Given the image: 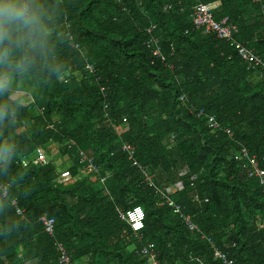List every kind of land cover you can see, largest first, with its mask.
<instances>
[{"label": "trees", "instance_id": "trees-1", "mask_svg": "<svg viewBox=\"0 0 264 264\" xmlns=\"http://www.w3.org/2000/svg\"><path fill=\"white\" fill-rule=\"evenodd\" d=\"M205 2L220 3L216 20L228 17L236 42L264 62V0ZM39 3L46 55L0 95V183L9 190L0 192V264H60L58 243L76 264H151L144 248L159 264H264V189L237 158L245 146L264 169V67L195 31L194 0ZM152 25L165 61L146 46ZM201 110L233 136L212 131ZM123 143L135 147L134 160ZM50 144L70 166L59 171L48 156L24 167ZM81 153L98 174L84 171ZM180 182L183 190L167 192ZM136 206L146 214L137 234L119 216ZM45 216L56 221L54 237Z\"/></svg>", "mask_w": 264, "mask_h": 264}, {"label": "built area", "instance_id": "built-area-1", "mask_svg": "<svg viewBox=\"0 0 264 264\" xmlns=\"http://www.w3.org/2000/svg\"><path fill=\"white\" fill-rule=\"evenodd\" d=\"M194 1L195 4L191 8V22L195 31L201 32L203 35H215L218 39L231 44V46L238 51L242 59L246 63H248L251 68L255 69L254 66L264 67V62L261 61L252 50L248 49L243 44L236 42L235 36L239 33V28L237 25L232 23L228 17L223 18L221 21L216 20L215 12L219 9L220 3H206L205 0ZM157 29L158 27L156 25H152L147 29V32L151 35V37L148 41H146V46L152 52L154 57L161 58L162 61H165V58L163 57L161 52L160 39L155 34ZM86 70L89 73V76L96 77L97 73L95 66L88 64L86 66ZM97 79L99 80L100 78ZM102 91L104 92L105 90L103 89ZM31 101L33 102L34 100L31 98ZM180 101L184 103L186 101V97L182 96L180 98ZM196 114L198 118H206L209 128L212 129V131H214L215 133H220L224 130L229 136H233V132L230 129L222 128L221 124L218 122L215 116L207 114V112H205L204 110L198 111ZM115 129L117 131V134L120 135L122 132L121 126L117 125ZM122 150L128 154L130 160H134L136 149L133 145L129 143H123ZM81 156L82 163L85 165L84 171L88 174H98L100 171V167L95 163L94 158L90 157L89 155L87 156L84 153H81ZM237 158L242 162L244 168L249 171V177L258 179L264 189V169L260 167L257 157L253 156L245 146H241V150L239 151ZM48 162L49 159L47 151L39 148L36 151L34 160H25L23 165L25 168L28 167L31 163L36 166H43L45 164H48ZM134 164L138 165L136 161L134 162ZM196 180L197 177H193L191 179L192 184ZM64 181L68 182L69 178H65ZM183 188L184 186L180 182L177 185L169 188L167 192L169 194H172L176 191L183 190ZM0 192L2 193V197L6 198L9 195L8 186L0 183ZM167 201L168 206L176 215H180L182 217V219L184 220V222H186L187 226L190 229L195 230L198 228V226L193 223L191 216L183 214V207L180 204H177L170 198H167ZM196 201L200 202L199 197H196ZM13 205L16 207L17 214L22 216L23 210L19 209L17 201H13ZM119 216L121 220L128 224L136 234L144 228L146 214L143 207L141 206H136L128 210L127 212L119 211ZM41 221L44 224L45 232L49 236L54 237L56 227L55 219L45 216L41 219ZM138 236L139 235H137V237ZM57 251L59 253L60 264H76L73 260V257L62 243L57 244ZM143 254L149 256L151 264H159L152 251L144 248ZM216 257L224 259V256L221 252H217Z\"/></svg>", "mask_w": 264, "mask_h": 264}, {"label": "clouds", "instance_id": "clouds-1", "mask_svg": "<svg viewBox=\"0 0 264 264\" xmlns=\"http://www.w3.org/2000/svg\"><path fill=\"white\" fill-rule=\"evenodd\" d=\"M48 36L39 0H0V95L9 91L13 76L33 66L37 54L46 55Z\"/></svg>", "mask_w": 264, "mask_h": 264}, {"label": "rangeland", "instance_id": "rangeland-1", "mask_svg": "<svg viewBox=\"0 0 264 264\" xmlns=\"http://www.w3.org/2000/svg\"><path fill=\"white\" fill-rule=\"evenodd\" d=\"M11 88H12V86H11ZM22 93L23 92L19 93L18 95L21 94V96H22ZM23 94L25 95V93H23ZM24 95L20 99H21L22 103H25L26 104L27 103V99L25 98ZM26 95H28V94H26ZM30 101H31V99H30ZM59 153L60 152H56L55 151V155L54 154L51 155L50 156V159L53 160L54 158H58L59 157ZM57 160H58L57 161V164H58L59 167L66 168V167L70 166L69 163H68V161H67V159H63L62 157H59Z\"/></svg>", "mask_w": 264, "mask_h": 264}, {"label": "crops", "instance_id": "crops-1", "mask_svg": "<svg viewBox=\"0 0 264 264\" xmlns=\"http://www.w3.org/2000/svg\"><path fill=\"white\" fill-rule=\"evenodd\" d=\"M46 149H47V154H48L49 158H50L51 155H53V154L55 155V151L56 152H60L59 147L57 145H55V144L48 145ZM59 157H61L60 156V153H59ZM58 158H54L53 160L55 162H57L58 161L57 160ZM59 171H64V170L60 167Z\"/></svg>", "mask_w": 264, "mask_h": 264}]
</instances>
